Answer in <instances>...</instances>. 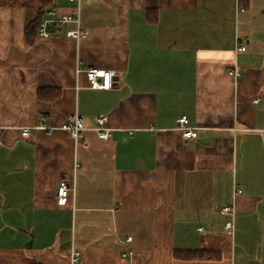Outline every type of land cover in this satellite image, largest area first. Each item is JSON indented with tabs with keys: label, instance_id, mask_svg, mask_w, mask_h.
<instances>
[{
	"label": "crops",
	"instance_id": "crops-1",
	"mask_svg": "<svg viewBox=\"0 0 264 264\" xmlns=\"http://www.w3.org/2000/svg\"><path fill=\"white\" fill-rule=\"evenodd\" d=\"M43 2L76 10L0 0V264H264V0H82L79 40L27 31ZM75 114L84 142L34 128ZM201 247L221 258L174 253Z\"/></svg>",
	"mask_w": 264,
	"mask_h": 264
},
{
	"label": "built area",
	"instance_id": "built-area-1",
	"mask_svg": "<svg viewBox=\"0 0 264 264\" xmlns=\"http://www.w3.org/2000/svg\"><path fill=\"white\" fill-rule=\"evenodd\" d=\"M74 3L76 8L75 12L70 14H60L53 7L45 9L44 16L42 17L39 28L38 35L42 38H48L53 35L54 27L58 25H64L67 23H73L75 25L74 28H71L67 31V36L72 37L76 40L81 39L86 36V31L83 30L80 26V15H81V5L82 0H70ZM245 8L241 6V10ZM237 49L239 51H245L247 49L246 45L241 43L238 44ZM229 74L238 77L241 72L237 68H233L229 70ZM87 79L89 81V85L91 88L96 89H109L113 86L114 83V71L102 69L98 67H90L86 70ZM108 116L107 115H99L96 118V126L94 130L96 131L99 138H108L111 135V128L107 124ZM178 126L177 128L182 132L184 138H197L199 136L198 129L189 124V118L187 115H182L177 119ZM34 128L40 130H46L52 132L57 128L62 129L68 132L77 142H84L85 136V125L84 119L82 116L75 114L72 119L68 122L61 124L60 126H55L48 124L45 118H42ZM31 127H25L22 131L24 135H28L30 133ZM132 134V132H131ZM71 188L69 184L62 180L60 181L57 188V197L59 201H62L65 197H67ZM242 189H237V192H241ZM232 207L227 206L224 208L225 212H229ZM226 228L232 230L233 224L232 222L226 223ZM128 244L132 241V236H128L126 238ZM134 254L132 249H127L123 252V257L131 258ZM79 257V251L77 249H72L71 252V263L74 264L77 262Z\"/></svg>",
	"mask_w": 264,
	"mask_h": 264
},
{
	"label": "trees",
	"instance_id": "trees-1",
	"mask_svg": "<svg viewBox=\"0 0 264 264\" xmlns=\"http://www.w3.org/2000/svg\"><path fill=\"white\" fill-rule=\"evenodd\" d=\"M48 5V2H43L40 8V15L36 22L30 26L29 29H33L34 32L38 34L39 23L44 16L45 8ZM39 36V35H38ZM175 256L182 259H203V258H211V259H220L221 253L219 251H214L211 249H207L205 247H201L198 249H183V250H175ZM34 264V263H33Z\"/></svg>",
	"mask_w": 264,
	"mask_h": 264
}]
</instances>
